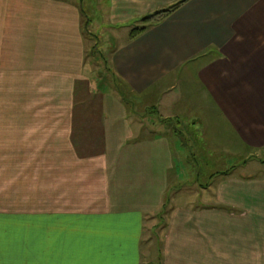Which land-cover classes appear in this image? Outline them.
Wrapping results in <instances>:
<instances>
[{
  "label": "crops",
  "instance_id": "obj_1",
  "mask_svg": "<svg viewBox=\"0 0 264 264\" xmlns=\"http://www.w3.org/2000/svg\"><path fill=\"white\" fill-rule=\"evenodd\" d=\"M176 2L101 0L99 9L114 30ZM149 21L109 50L122 93L96 94L84 77L80 26L90 19L78 2L0 0V264H141L144 221L190 172L188 138L205 149L209 126L243 140L248 155L264 151V0H186ZM256 183H225L244 210H210L214 221L191 212L201 219L191 227L170 221L163 263L254 264L256 222L264 225V193L247 189ZM185 210L175 206L171 219ZM209 229L227 235L229 250L220 241L212 250Z\"/></svg>",
  "mask_w": 264,
  "mask_h": 264
},
{
  "label": "rangeland",
  "instance_id": "obj_2",
  "mask_svg": "<svg viewBox=\"0 0 264 264\" xmlns=\"http://www.w3.org/2000/svg\"><path fill=\"white\" fill-rule=\"evenodd\" d=\"M66 1L78 2L81 5V10L84 11V15L88 16L90 19V24L88 27L87 24L83 27L80 26V29H82L81 34L83 37L82 50L84 55V70L86 74L84 77H86L88 82L91 83L92 88H95L96 94H100L99 92L103 93L106 90V92H109L111 95H114L115 93H117L115 85L118 84L117 79L114 77L108 66L107 58L111 52L109 50L112 47L114 48L117 45H121L127 39V35L132 28L146 26L145 23H143L142 21L137 22L135 24H123L121 26L114 27V30L111 29L112 27L109 29V27H106V25L104 24V21L107 20V14L104 15L99 9V3H101V0H98V2L97 0ZM179 1L181 0H178V2ZM213 57L214 56L209 58H198L196 61L188 63L186 65V68H191V70H195L196 68H199L202 63H208L209 61H211ZM140 104L142 103H139V106H137L135 111L138 113V115H143L145 111H143L144 108ZM138 109L140 110V112H138ZM137 113L135 114V116H137ZM152 114L153 113H151L150 116ZM128 115L132 116V114ZM152 116L154 119L156 118L154 115ZM210 125L212 127L213 122ZM218 126L220 127L221 123H218ZM168 127L169 126L166 125L165 129H167ZM205 129L206 131H204V140L202 138V140L204 141V143L202 144L206 146L205 149H203V147H200L198 143L194 140H191L192 138H188L186 140V144L188 145V147L186 146V151L188 154V158L190 159V161L188 160V165H190L189 167L191 168L190 172L184 171L182 173V175H184L186 179L183 180L182 184H179L177 182V184L171 186L172 188L169 191H166V194L163 196V199L161 201L162 206H160L158 210H155V213L149 215V218L147 217L148 220L144 221L146 223L147 230L144 231L143 238L144 240H147L146 243L148 245L145 246L144 243V246H142L141 248L144 258L141 264H149L150 262H153L154 264H158L159 262H161L160 264H164V259H167L165 257V254L168 252L173 253V251L171 250L173 243L170 242V244H168L165 238L166 236L172 238L173 233L171 232H175L176 230V228L174 227H171L170 229L166 230V227L169 226L170 221L174 222L176 220H180L182 223L189 221L188 227H191L194 224L197 225L199 220V218L196 220H190L189 215L191 212H203V220L205 219L209 221L210 219H214L213 217H211V214L207 213L210 210L214 211L218 209L219 211H221L224 209L226 213H230L231 206L243 209V205H241L242 202L237 203L235 199L233 200V198L235 197H231L230 192H225L227 188L225 183L227 181L232 179L236 181L241 180L245 182L247 180H254L262 184L256 183L255 186L251 185L247 189L250 190V187H252L251 189L255 192L254 194H257L259 196H262V194L264 193V151L256 150L253 154L248 155L245 151L246 149L243 140L234 139L230 137V135L225 134H223V137H221L219 132L215 133V131L212 130L209 126H206ZM170 141L172 142L174 141V139L172 138L170 139ZM199 150H202L203 152H201L200 155H197ZM220 150L221 152H223V154H221ZM215 161L219 164H215ZM232 167H236V169L231 170ZM217 173H226L228 175L224 177L223 175L217 176L216 179L211 180V177ZM207 180L210 181L209 184H207ZM221 182L223 183V185L221 187H218ZM240 190L242 191V189ZM239 193L240 194H238L237 197L242 200L241 192ZM257 195L256 197H258ZM147 197L148 196L146 195H142L143 199ZM169 197H172L170 203L165 204L166 199ZM216 205L219 206L217 207ZM220 205H223V207ZM175 206H177L178 208H185L190 212L185 210L183 211L184 213H186L184 214L186 215L184 218H178L177 216H175L176 218H173L172 220L171 217L173 216V214H177V211L171 214ZM234 212L235 211H233V213ZM221 220H223L224 225H228L230 223V221L226 220V218L224 217ZM202 221L200 223H202ZM256 223L258 225L256 226V237L253 238V241L255 239L254 245L256 247L254 264H264V225L261 221H257ZM213 226L215 231V224H213ZM210 232L211 230L209 229V231H207V233L209 234H207L206 236L208 240H213L214 238L215 241L218 239L217 243L215 242L214 244L215 247H212V250L217 249V244L219 241V246L222 243L223 245L227 246V249L225 247L224 248L226 250H229L230 246L228 244L229 242L227 239V235H225L224 238L221 239L216 237V235H212V232ZM249 238L251 239V237ZM180 245L182 244H179L178 246ZM191 247L194 248L195 244H192ZM200 248L199 246L196 247V249ZM159 258H162V260L160 261ZM223 261L222 264H227L226 261ZM228 261L229 264H231V261ZM234 264H236V262H234Z\"/></svg>",
  "mask_w": 264,
  "mask_h": 264
},
{
  "label": "trees",
  "instance_id": "obj_3",
  "mask_svg": "<svg viewBox=\"0 0 264 264\" xmlns=\"http://www.w3.org/2000/svg\"><path fill=\"white\" fill-rule=\"evenodd\" d=\"M185 1H186V0H181V1H179L178 3H176V4L172 5V6H170L169 8H167V9L161 11V12H157L156 14H154V15H152V16H147V17L144 18L142 21H143V23H145V25H146L147 23L150 22L149 20L152 19V18H154V17L166 16V15L170 14L171 12H173L175 9H177V7H178L181 3L185 2ZM146 29H147V26H142V27H138V28H132L131 31H130V34H129V38H130V39H133L135 36H137L138 34L144 32ZM115 86H116V89L118 90V89H119V85H115ZM118 92L122 93L121 90H118ZM124 101L126 102V100H124ZM223 175H225V174H223Z\"/></svg>",
  "mask_w": 264,
  "mask_h": 264
}]
</instances>
